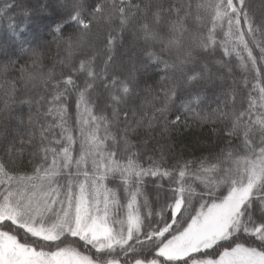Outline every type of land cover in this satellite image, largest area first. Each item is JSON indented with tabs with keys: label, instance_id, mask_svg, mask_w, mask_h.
I'll list each match as a JSON object with an SVG mask.
<instances>
[{
	"label": "snow or ice",
	"instance_id": "6c2138e0",
	"mask_svg": "<svg viewBox=\"0 0 264 264\" xmlns=\"http://www.w3.org/2000/svg\"><path fill=\"white\" fill-rule=\"evenodd\" d=\"M8 20L0 264H264V15L249 0H35ZM194 126L205 151L177 156L166 142ZM27 149L30 168L9 167Z\"/></svg>",
	"mask_w": 264,
	"mask_h": 264
},
{
	"label": "trees",
	"instance_id": "16d2710c",
	"mask_svg": "<svg viewBox=\"0 0 264 264\" xmlns=\"http://www.w3.org/2000/svg\"><path fill=\"white\" fill-rule=\"evenodd\" d=\"M5 3V0H0V7H3ZM250 6L251 8L256 12L257 17L259 18L261 15H264V0H249ZM35 4V0H15V7L11 8L7 15L3 18L0 19V44L5 43L6 42V37L8 35L7 32V24L9 22L8 17H15L17 21H20L23 19V8L24 7H31ZM73 32V28L69 27L65 30V34H71ZM42 35L44 36V39L47 41H51V37L47 36L46 33H42ZM122 51V50H121ZM56 46L54 43L50 44V51L48 52L49 57L55 58L56 56ZM61 54L62 50H61ZM119 56V53H118ZM3 57L0 56V60H2ZM21 63H23V60L21 61ZM49 63H51V60H49ZM14 75V73H13ZM157 77H154V79H156ZM149 83H152V81H149ZM141 87H143V85H141ZM25 111H27V109L25 108ZM174 119V116L170 117ZM191 122V121H190ZM209 127L205 126L203 129H201L198 126H194L191 130H184V129H180L179 132H173L171 139L169 141H167L166 143H171L174 145V149L173 152L178 156L182 150V145H188L190 146L188 149H185L183 151V155L185 157H189V153L190 151H194L195 155L199 156L202 154L203 151H205V149L203 147L200 148H191L192 145H194L197 140L199 141H205L207 138V135L209 133ZM155 143V141H153V144ZM31 151V149H27L25 151V154L22 158L23 163H21L20 159L16 160V163L13 164L10 160H8L7 157H4L5 161L8 163L9 167L15 168L17 170H25L27 168H30V166L28 165L27 161L29 158L28 153ZM167 152V150H166ZM2 154V153H0ZM168 159L169 162H174L173 160V155L171 153L168 154ZM165 187H167V183L165 182ZM149 189H150V195L154 197L155 195V188H152L151 185H149ZM161 202H163L161 200Z\"/></svg>",
	"mask_w": 264,
	"mask_h": 264
}]
</instances>
